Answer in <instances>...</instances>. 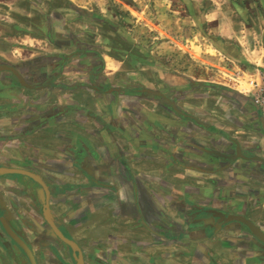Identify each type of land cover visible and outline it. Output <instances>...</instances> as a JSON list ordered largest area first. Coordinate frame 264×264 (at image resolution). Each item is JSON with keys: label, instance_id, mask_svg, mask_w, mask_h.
<instances>
[{"label": "crops", "instance_id": "obj_1", "mask_svg": "<svg viewBox=\"0 0 264 264\" xmlns=\"http://www.w3.org/2000/svg\"><path fill=\"white\" fill-rule=\"evenodd\" d=\"M89 34L103 64L93 81L85 61L43 35L18 33L0 50V168L42 183L0 176V200H10L0 211V264H17V253L31 264L9 231L34 264H264V118L252 100L212 86L240 107L197 106L193 83L159 77L183 94L167 114L138 96L143 79L132 85L124 62L110 65ZM47 56L63 58L47 60L58 71L34 75ZM124 81L129 93L116 89ZM249 144L260 150L244 162Z\"/></svg>", "mask_w": 264, "mask_h": 264}, {"label": "rangeland", "instance_id": "obj_2", "mask_svg": "<svg viewBox=\"0 0 264 264\" xmlns=\"http://www.w3.org/2000/svg\"><path fill=\"white\" fill-rule=\"evenodd\" d=\"M73 1L82 10L65 0H0V50L21 32L45 36L46 26L57 40L74 36L89 45L94 38L85 33L93 31L107 62L122 60L132 73V85L140 78L138 85L144 86H158L160 78L164 85L193 83L197 106L239 108L231 100L222 103L219 90L212 88L220 86L252 100L262 114L264 0ZM60 49L74 52L78 47L66 43ZM220 115L217 110L211 119ZM243 137L248 136L243 132ZM8 201L4 196L0 200L1 211ZM37 251L41 254L42 248ZM20 262L26 263L23 258Z\"/></svg>", "mask_w": 264, "mask_h": 264}, {"label": "flooded vegetation", "instance_id": "obj_3", "mask_svg": "<svg viewBox=\"0 0 264 264\" xmlns=\"http://www.w3.org/2000/svg\"><path fill=\"white\" fill-rule=\"evenodd\" d=\"M47 22V25H50V23ZM46 33L45 38L48 40V42H50L52 45L57 46V47H62V45L68 43L69 45H75L76 47H78L77 51H74L72 53L73 56L71 57V59L74 60H79L82 59L81 61H85V63H87V71L85 74L86 76H88L89 79H91V81H93L94 75H98L103 67V64L101 62V59L98 58V55L91 53L90 52V48H92V45L86 44V43H82V42H78L77 39L72 36L71 38H69V41H65L62 42L60 40H57L56 38L53 37V34L51 33V28L50 26L47 27L46 26ZM86 37H88L89 39H93L94 36L89 34V33H85ZM84 34V35H85ZM53 58H57L60 59V61L63 60V58H61L60 56H47V57H42V59H38L37 61H35L34 63H39L40 65L37 64V68L34 69V75L37 74V76H41L40 73V68H42L44 75L51 77L52 75H54L56 73L57 68L54 70V68H51L49 65L47 66V60L48 59H53ZM66 59V58H64ZM42 60V61H41ZM41 61V62H39ZM42 62H44L42 64ZM42 64V66H41ZM48 70H50V72H48ZM100 75V74H99ZM128 79V78H127ZM129 81H124V86L121 87L120 89L116 88L117 91L120 90L121 92H125V93H129V86H131V84H129ZM146 86V87H145ZM144 89H141L142 93H140L138 96L142 97L146 100H151L158 108H161L163 111H165L167 114H171L173 113V110L171 108V103L175 104V101L179 98L182 97V91H179L180 89H175V87H171V86H164L163 84L159 83L156 89L150 88L149 85H145ZM132 90H137V89H132ZM115 91V92H117ZM113 92V93H115ZM193 124L198 125V123H200L199 121H197L196 119H191ZM198 126H202V124L200 123ZM228 143L230 146H228V150L232 151V156H236L237 157V150L236 148H234V144L231 140L228 139ZM232 146V147H231ZM260 149L258 148H254L253 146H250V144L247 146V148L243 149L241 151V153L243 154V160L244 162H250L251 159L255 156V154L257 155L258 151ZM255 153V154H254ZM237 159H240L239 157H237ZM259 162V161H257ZM43 214V213H42Z\"/></svg>", "mask_w": 264, "mask_h": 264}, {"label": "water", "instance_id": "obj_4", "mask_svg": "<svg viewBox=\"0 0 264 264\" xmlns=\"http://www.w3.org/2000/svg\"><path fill=\"white\" fill-rule=\"evenodd\" d=\"M15 74V72H13ZM6 175H21V176H26L29 177L31 179H33L35 182H37L40 186H42V183L40 182V180L32 173L25 171V170H20V169H6V168H0V176H6ZM0 211H1V206H0ZM56 236H58V238L63 241L64 243L69 242L62 234H60V232H58L57 230L55 231ZM9 236L14 240V242L19 245V247L24 251V253H26V255L31 259V264L33 263L32 260V256L31 253L29 251V249L26 247V245H24L20 239L18 237H16L13 233H11L9 231ZM69 247L70 244H68ZM22 257L19 253L16 254V258H17V264H26L24 262H20V259L22 260Z\"/></svg>", "mask_w": 264, "mask_h": 264}, {"label": "built area", "instance_id": "obj_5", "mask_svg": "<svg viewBox=\"0 0 264 264\" xmlns=\"http://www.w3.org/2000/svg\"><path fill=\"white\" fill-rule=\"evenodd\" d=\"M261 112H262V115L264 117V104H263V108H262Z\"/></svg>", "mask_w": 264, "mask_h": 264}]
</instances>
